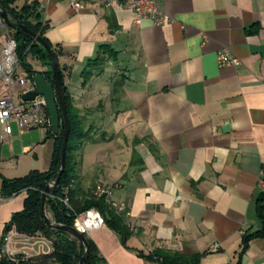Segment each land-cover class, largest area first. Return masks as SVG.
Wrapping results in <instances>:
<instances>
[{"label": "crops", "instance_id": "obj_1", "mask_svg": "<svg viewBox=\"0 0 264 264\" xmlns=\"http://www.w3.org/2000/svg\"><path fill=\"white\" fill-rule=\"evenodd\" d=\"M37 4L46 40L62 52L72 106L91 126L92 141L77 154L74 200L110 187L128 210L124 246L105 226L86 236L105 264H155L143 256L157 249L204 254L199 264H264V236L241 253L242 235L264 226L256 212L264 194V0H160L161 26H136L131 11L104 0H82L78 13L68 0ZM101 46L115 60L83 84ZM221 50L238 66L219 68ZM45 132L41 143L10 146L4 160L0 146L3 178L48 170L53 140ZM25 197L0 198V240Z\"/></svg>", "mask_w": 264, "mask_h": 264}, {"label": "trees", "instance_id": "obj_2", "mask_svg": "<svg viewBox=\"0 0 264 264\" xmlns=\"http://www.w3.org/2000/svg\"><path fill=\"white\" fill-rule=\"evenodd\" d=\"M18 1L20 2V0H0L1 5L6 10L9 22L23 26L33 35L41 38L57 60L62 55V52L57 46H52L46 40L44 33L49 26L41 17L38 4L36 2L27 3V0H22L21 4L17 6L16 3ZM10 33L16 43V56L23 73L29 78L36 74H41L45 81L52 85L50 59L46 51L40 45L36 44L32 37L26 33L12 30H10ZM115 55L108 46H101L96 53V57L86 62L81 73L83 84L92 76V70L100 71L106 60H115ZM28 56L36 60L43 70H35L29 64L24 63V60ZM60 79L63 87L66 115L69 122V134L65 148L64 170L58 177L56 187L47 195L44 210L50 214V220L56 226L72 227L75 216L94 209L102 217L104 226L115 233L124 246L125 242L131 236V232L125 221L126 212L128 211L125 205L122 212H116L108 199L94 194L95 188L84 193L79 200H74L71 185H73L77 178L78 162L76 153L84 144L92 141L90 136L91 126L84 128V119L72 106L70 95L63 85L62 72H60ZM59 117V132L55 133L51 128L45 132V139L53 140V150L48 170L45 172L31 171L23 177L14 179H5L0 176L1 199H9L23 192L26 195L22 210L11 215L8 223L4 225L3 234L7 233L11 228L15 229L17 233L27 236L40 234L52 245V252L49 255L27 261H20L17 264H46V262H50L51 264H78L84 252L82 244L76 238L63 230L47 226L41 218V196L45 186L54 182L56 179V172L60 167L63 121L60 115ZM66 187H70L68 194L69 208L63 206L59 201L62 197V190ZM256 212L261 224L264 225V194H260L257 198ZM262 236H264V226L258 232L243 234L241 253L245 250L247 243L251 239ZM86 241L89 247V253L84 264H105L98 254L97 249L87 237ZM203 255L197 253L187 255L157 249L150 255L143 257L154 261L155 264H199Z\"/></svg>", "mask_w": 264, "mask_h": 264}, {"label": "built area", "instance_id": "obj_3", "mask_svg": "<svg viewBox=\"0 0 264 264\" xmlns=\"http://www.w3.org/2000/svg\"><path fill=\"white\" fill-rule=\"evenodd\" d=\"M49 1V0H47ZM38 2V0H27V3ZM107 7L118 5L133 13V24L138 26L142 21L147 20L156 26L167 23V19L160 10V0H104ZM69 8L78 13L82 10V0H68ZM0 146L4 137L11 134V123L13 122L19 135L31 130H45L50 128L49 116L44 99L40 96L31 101H23L22 95L35 90L32 77H27L18 62L16 56V43L12 39L10 29L5 25L0 15ZM216 63L219 68L226 66H238L239 62L226 50L216 54ZM264 86V78L262 80ZM13 162H10V166ZM1 167V161H0ZM259 190L264 191V167L260 173ZM69 189L62 190V197L59 200L63 206L69 208ZM94 194L108 199L116 212L124 210L123 205H118L112 199L110 187H96ZM128 212H126V216ZM104 227L100 214L94 210H88L75 216L72 228L87 236L91 231ZM52 252L51 243L41 236H27L17 233L11 228L0 240V254L10 264H17L20 261L38 258L49 255Z\"/></svg>", "mask_w": 264, "mask_h": 264}, {"label": "water", "instance_id": "obj_4", "mask_svg": "<svg viewBox=\"0 0 264 264\" xmlns=\"http://www.w3.org/2000/svg\"><path fill=\"white\" fill-rule=\"evenodd\" d=\"M0 15L7 26L8 29L12 31H20L23 33H26L30 35L33 39V41L40 45L48 54L50 59V73L52 77L53 84H48L43 76L41 74H36L32 77V82L34 84L35 90L32 92H28L24 95H22L21 99L23 101H31L35 97L40 96L44 99L47 107V112L49 116V122H50V128L53 132L58 133L59 132V126H60V117H62L63 121V132H62V143H61V149H60V167L59 170L56 172V179L54 182H51L45 186L44 192L41 196V218L43 221L47 224V226L51 228H58L60 230H63L70 234L72 237L76 238L83 246L84 252L81 256L78 264H84L88 253H89V247L86 241V237L78 232H76L72 227H64V226H56L45 214L44 210V203L47 198V195L51 190H53L58 182L59 175L64 170V156H65V148H66V142L67 137L69 134V122L66 115V106H65V100H64V93H63V87L62 82L60 79V68L58 66L57 60L52 55L51 51L49 50L47 44L36 35H33L27 28L19 25H15L13 23H10L7 18V13L5 8L0 3ZM0 264H10L6 259H1Z\"/></svg>", "mask_w": 264, "mask_h": 264}, {"label": "rangeland", "instance_id": "obj_5", "mask_svg": "<svg viewBox=\"0 0 264 264\" xmlns=\"http://www.w3.org/2000/svg\"><path fill=\"white\" fill-rule=\"evenodd\" d=\"M21 2H22V0H20V2L18 1L16 3V5L19 6L21 4ZM1 40H2V34L0 32V41ZM24 63L29 64L33 69L37 68V66H38L37 61L34 60L33 58H31L30 56H28L24 60ZM81 117L85 120L84 116H81ZM103 124H104V128H106L107 125L109 126L108 119L104 120ZM87 126H90V124L84 123V128H86ZM96 126H97V124H96ZM11 128H12V133H15L17 127H16V125L13 122L11 123ZM40 134H41V130H39V129L38 130H31V131L25 132L24 136H22L20 139L16 138L14 142H11L10 140H6V137H4V141H3L2 145H1V160L5 159V155L8 152L10 146L13 147L14 151L16 152V151H20L22 146H25V145L32 146L35 143H41L42 141L37 140V139H39V135ZM78 152L76 153V157H77ZM111 189L113 190V188H111ZM112 199L114 201L116 200L115 195L112 196ZM45 214L50 219V214L48 212H45ZM46 264H51V263L50 262H46Z\"/></svg>", "mask_w": 264, "mask_h": 264}]
</instances>
